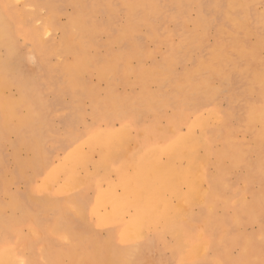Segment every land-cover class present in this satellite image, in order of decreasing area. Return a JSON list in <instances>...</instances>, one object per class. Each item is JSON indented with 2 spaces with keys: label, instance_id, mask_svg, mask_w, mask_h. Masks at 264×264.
Here are the masks:
<instances>
[{
  "label": "rangeland",
  "instance_id": "rangeland-1",
  "mask_svg": "<svg viewBox=\"0 0 264 264\" xmlns=\"http://www.w3.org/2000/svg\"><path fill=\"white\" fill-rule=\"evenodd\" d=\"M34 1L39 3L37 7L32 6L33 0H26L25 2L19 1L16 4V8L19 7L27 10H33L35 12L36 16L34 18L28 19L27 21V25L31 23L30 27L41 26L43 24V17L48 16L50 13V8L46 6L48 4L47 0ZM94 1L95 0H86V4L93 5ZM193 1L195 2L196 0ZM210 1L211 4L212 2L213 4L216 2L217 9L222 11V7H226V2L229 0H204V12L207 11L206 13L208 16L212 17V8L209 7ZM248 1L250 0H245L244 3L246 13L244 12L245 14L240 16H245V18L244 16L242 17L244 18V22H246V20L249 22L252 20L253 23H251V26L253 24V29L255 28L260 32L264 31V19L262 20L263 23L261 24V22L259 23V16L255 15L253 11L249 13L252 7L257 12L259 11L258 14H260V12L262 13V10H264V0H255L256 4L252 5V7L248 4ZM106 2L107 0H96V3H99L100 5H104ZM122 2L123 0H113L114 7L110 14L107 13V9L105 10L102 7H100L98 12L94 14L92 20L97 25L98 29L89 35L88 45H85L86 42H76L73 33L70 31L67 37L68 43L71 44L70 48L63 51L64 49L60 46L63 38L62 28L68 23V17L75 8V2L73 0H51L52 7L54 6L55 11L54 24L50 26V29L46 30L47 32L44 31L46 33L43 32L39 35L41 38L39 43H44V48L48 47V54H45V51L43 52L42 50V58L39 56L42 60H40L38 56H36V58L33 57L34 55L32 56V43L29 40L19 37L12 42V47L18 53V56L16 55L17 59H15L13 62L15 73L21 80H25L27 83L26 88H29V92L33 91L34 94L36 92L38 93V96L36 95V100L40 101L39 99H42L46 103L44 104L45 111L42 110V115L36 118L37 120L35 119L32 121V126L31 124H28L31 126V128H35L31 130L29 127L31 132L28 131V128H25L28 127V125L23 126L25 130L22 128L24 134L21 132V127L20 133L18 130L19 128L13 126L8 130L6 129L7 133H5L6 130L3 132V138H1L2 136L0 137V187H2L0 188V253H2L7 248H11L10 252L15 256V258L26 260L30 258L31 255L32 264H55L52 263L49 256L52 257L54 251L58 252V256L60 258L62 255L59 254H67L65 251H67L68 248L71 249L73 247L71 245L74 243V241L81 239L78 238V236H75L77 234L76 232H78V235L81 234L84 241L90 239L92 242L95 240L102 241V237L105 238L108 236L107 232L113 225L121 227V231L125 235H133L134 241L139 243L135 248L143 247L142 252L140 250L138 254L137 261L143 258L146 259V257H151L153 254H155L149 251L153 242L151 243L150 238L141 233L142 225L148 213H134L135 211L126 209L123 206V202L116 200V196L112 194V192L117 193L116 188L110 186L109 183L110 178L113 179L117 177V174H115V171L111 169L109 164H103L102 166H99L96 187L95 184H92V186L90 184L89 186L91 187H89L85 183H72L68 181L69 177H66V175H69L70 173L63 169L67 165V162L81 156L84 150L94 142L96 137L94 135L95 132H99V136H103L104 132L110 128L112 131L110 135H113V137H116V134L120 133V129L122 127L121 118L116 117V115L111 117L113 115L111 114L113 108H123L130 113L131 110L135 109L137 102L124 104L122 101L116 102V100H111L109 98L110 88H112L114 93L117 95H128L130 97H133L135 94L140 92L141 88H144L146 90V94L149 96V98L145 97L146 99H148L150 102L154 99H157L161 100L160 102L162 103L166 98L163 96L167 93H172L175 89V86L182 83L181 92L183 91L184 94H186L187 100V95L189 92L186 90L187 84L185 80H183L184 71L190 69L191 66L194 65L197 55L201 54L202 52L204 53L202 59L209 58V56H211L209 51L213 48L215 41L219 40L223 43L229 40V36H227V34H222L219 36L220 33L217 28L220 25H224L228 28H233L234 26L229 20L225 22L224 15L227 14L226 11L222 13H215L216 16L214 19L212 17L210 26L207 28L203 47H186L188 50H179L178 53L180 54L183 52L182 54L185 57L183 56L182 61L172 67L173 74L170 72H162L159 75L154 74L152 78H149L150 73L148 72V67L153 63L162 60L163 56L167 53L168 45H170L171 42L174 44L178 43V36H176V32H178V30L186 32V30H189L190 28L193 29V21L196 19L198 14L197 5L195 3H191L188 6V12L186 14L188 21L184 24V19L181 22H178V20L175 19L177 18L178 13H175L176 6L174 4H162L163 7L160 16L159 18H156L154 22L157 24L156 28L158 30V36H160L161 32H163L165 29L169 31V34H171V37H168L169 44L165 41L156 42L146 33V28L144 26L140 27L138 34L139 36L137 35L136 38L138 39L137 42L142 46V49H137V53L142 54V57L139 59V65L138 58L134 57L133 55L129 56L128 60H130V66L134 68L140 66L145 70L143 69V72H137L136 69H133L131 72L126 71L125 73H121L119 75L122 78L121 80L117 74L113 77L114 79L107 80V78L111 76V71L106 70L102 75H98V70L101 69L98 66H104V64H98L99 62H95L96 64L89 65V68L86 69V71L82 74L83 81L87 83L85 91L86 95H81L78 104L80 108H78L79 106L75 101H73V93H75L77 89L74 86L76 90L74 91L73 86L68 85L67 82H65L66 79L62 78L63 74L60 69L61 66L59 65L58 67L57 63L64 62L67 64V62H73L74 59L78 58L75 52H79V55L82 54L81 45L83 44L85 46L84 48H87L86 50L90 55L96 53L100 56H106L108 48H110L111 51L118 50L120 44L116 42H110V39L127 19ZM186 6L183 5L181 11H185ZM34 9H36L37 12ZM232 12L238 14V10L236 9H233ZM255 20L257 22H255ZM255 39L256 34H250L247 41L249 43H253ZM128 44L132 48H129ZM131 44L132 43L128 41L127 45H123L124 48L129 50L128 55L131 53L130 49H133L134 47V45ZM50 49H52V52ZM4 51L5 50L3 48H0V54H3ZM257 51L260 59L264 58V47H259ZM123 52L127 54L126 50H123ZM61 58L62 60H60ZM18 61L20 65H18ZM23 64L25 66H23ZM15 65L17 67H15ZM19 71L21 72L19 73ZM238 72L240 73V69L238 67H235L232 71L230 70L228 75L230 79L227 77V80H224L223 82L224 84L220 85V89L216 87L220 80L213 79V86L216 87L215 92L218 91V93H209L211 94V99L209 97L203 96L194 105L195 108L198 107L197 110L199 111V116H197V118L204 114L207 110H210L211 106L214 109H217L223 115L226 112L233 111L234 115L229 117V122L227 125L222 127L214 123V121H211L208 124L205 132L209 133L207 136H211L212 141L209 142L214 149L221 147L223 139L232 137L233 143H237V145L240 143V145H238L239 149L236 145L235 148L238 149L240 153L244 154L245 159L243 162L239 163L241 165L235 164L232 162L231 155L227 154L222 160V163L214 167L216 161L215 156L212 155L210 159L208 158L209 160L206 162L205 169L207 174H212V178L214 182H216V194L210 198V202L206 206L202 207L196 204L191 207L193 211H198L200 209L196 213L197 221L195 224H189L181 230L191 233L193 240V234L195 232H200L201 230L204 231L203 226L206 224V220L212 217L214 224L212 236L215 242H219L222 237L221 234L226 229V227L232 223L231 219L235 215V212L240 208L238 200L241 201L243 199V201H245L244 203H247L252 199L255 193H259L260 189L264 187V185L261 184V178L264 175V139L259 143L256 141L254 136L252 137L249 131L237 129L236 127L239 126V123L243 124V121H246V118L241 116L243 113L242 103L247 100L250 103L254 101L253 103L256 104V102L259 101V93H245L246 89L244 87H246L247 83L245 84L243 82L248 81H246V78L242 79V77L237 74ZM137 73H139V78ZM231 73L233 74L232 76H230ZM232 80H234V84L236 83L235 85L233 84ZM197 81L200 82L201 80ZM239 83L241 85H239ZM161 84L162 87L160 88ZM232 84L233 87L231 88ZM93 87L95 88V91L93 90ZM237 87H239V90ZM18 92L19 88L16 85H11L5 93H9L13 98H16L18 96ZM77 92L79 93L80 89ZM244 93L246 94L245 98ZM157 94L158 97L156 96ZM238 101L239 103H236ZM156 104L158 109L159 103L156 102ZM93 109H95V111L98 109L99 113L96 111L98 114L93 115ZM185 110H187V107L182 105L180 106V109L176 115L171 116L174 110L170 106H164L160 104V109L158 110L141 112L142 121L139 123V129L129 127L128 132H130V136L128 137H130V140L133 139L131 142L136 141L137 143L139 137L141 136L140 133H142L141 140L144 139V129L140 128H148L150 126L152 127L155 124H157V127L161 128L167 122L171 125L177 124L176 122H178L177 134L173 135L169 133L167 138L172 136L171 138L174 140L173 147L179 145L186 139V137H189L190 134L188 133V130L190 126L195 127L197 134H199L200 130L194 115L190 114L189 116H185ZM19 111L22 115L25 114V107H21ZM174 117H176L175 120ZM182 117H185V123H183ZM66 118V121L73 122L71 128L75 131V139H69L68 137H65L58 140L61 137L60 134L64 133V131L67 129V127L64 126ZM106 118L109 119L107 120ZM38 121L40 125L44 122L43 128L42 125L40 126L38 124ZM123 122L127 125L132 123L129 119H125ZM35 123L38 124V126H35ZM64 127L65 129H63ZM259 127V124L254 125L256 130H259ZM37 130L38 134L41 133L42 135L38 136ZM149 135L156 137L155 134L152 135L149 133ZM55 136H58L59 138H56ZM34 137L36 138L35 140ZM131 142L129 147H131ZM257 144H259V148ZM45 151L47 154H45ZM130 152L127 154L125 152L124 154L126 155H123L122 158L120 157L112 164L127 169L126 172L129 173L131 166L138 160V158L136 156L134 158V155H131ZM201 153L203 152L201 151L200 154ZM44 154L46 156H48V154L50 155V164H46L44 168H42V170L37 173L36 167L38 163L43 164V160L45 158ZM128 157H133V159L131 160L130 158L128 162ZM28 158L31 159L29 160ZM93 158L95 161L99 160V156L96 154ZM18 159L21 160L19 161ZM17 162H22V164H20L21 166L17 164ZM29 162L30 164L31 162H34V165L31 166ZM257 165L259 168L256 167ZM255 168H258V170ZM259 170L261 171L262 177L259 176ZM35 172L37 174H35ZM14 176L16 178H14ZM29 181H31L30 184ZM203 185V188L209 189L208 184L204 182ZM31 194H33L32 198ZM43 195L49 197V200ZM25 204H27V206H25ZM76 205H78L83 211H77V213L74 209ZM261 212L262 214H259L260 220L264 223V202L262 203ZM81 216H85V219ZM115 216L118 218H114ZM131 216H140L144 218L138 221L133 220L129 222L131 219L129 217ZM183 218H185V216ZM85 222L88 224H85ZM237 224L234 225L235 229H232V234L238 235L239 233L243 232L245 235H247V237H249L250 235H260L261 233V238L258 239V241H264V224L262 225L256 220L252 221L248 212H244L241 215V219ZM88 226H92L93 229H89L90 227ZM56 228H59V230ZM85 229L86 233L84 232ZM96 229L98 234L94 233ZM92 232L93 236L97 234V237H93L91 234ZM70 235L76 238L71 237ZM125 238H128V241L124 240ZM130 239L131 237L129 236L122 238L119 236L114 237L111 244V249L114 250L127 247L129 243L134 242ZM165 239L167 240V238ZM247 241L248 238L240 239L235 243L232 242L228 247L229 256H238L240 254L241 247ZM116 245L120 246L117 247ZM135 251L136 250L130 249L129 255H132ZM212 254L213 252L210 251V256ZM165 255L168 257L166 264H179L177 259L175 261L169 253L165 252ZM117 256H127V251L118 252ZM63 258L64 259L61 258L62 261H67L66 257ZM220 258L221 257L213 258L211 259L212 262H209L208 264H222L223 261Z\"/></svg>",
  "mask_w": 264,
  "mask_h": 264
},
{
  "label": "bare ground",
  "instance_id": "bare-ground-1",
  "mask_svg": "<svg viewBox=\"0 0 264 264\" xmlns=\"http://www.w3.org/2000/svg\"><path fill=\"white\" fill-rule=\"evenodd\" d=\"M19 1L25 2L26 0H0V48H3L5 50L3 54H0L1 138H3V132H5L6 129L8 130L12 128L13 126H16V128L18 127L19 132L20 127L22 129L23 126H27L28 124H31L32 126V121L42 115V110H44V104L46 103L42 99H39L40 101L36 100L38 93L36 92L34 94L33 91L29 92V88H26L27 83L25 82V80H21L15 73L13 62L15 59H17L16 55L18 56V53L12 47V42L19 37L29 40L32 43V56L34 55V58H36V56H40L42 58V50L43 52L45 51L46 54L48 52V47L44 48V43H39V41H41L39 35L42 34L44 31L50 29V26L54 24V6L52 7L51 0H47L48 4L46 6L50 8V13L48 14V16L43 17V24L41 26L32 25L33 27H30L31 23L27 25V21L28 19L34 18L36 16L35 12L33 10H27L19 7L16 8V4ZM73 1L75 2L74 11L68 17V23L62 28L63 38L62 42L60 43V46L64 49L63 51L69 49L71 46V44L67 41V37L70 31L71 33H73L76 42H86L85 45H88L89 35L98 29L97 25L92 20L94 14L98 12L100 7L104 8L105 10L107 9V13L110 14L114 7L113 0H107L104 5L96 3V0L94 1L93 5L86 4V0ZM203 1L204 0H196L195 2L193 0H123L122 5L124 8V12L127 15V19L125 23L116 31V33L112 35V38L110 39V42H116L120 44L118 50L111 51L110 48H108L106 56H100L96 53L90 55L86 50L87 48H84L85 46L83 44L81 45L82 47L80 46L82 48V54L79 55V52H75L78 58L74 59L73 62H67V64H65L64 62L57 63L58 67L59 65L61 66L60 69L63 74L62 78L66 79L65 82H67L68 85H72L74 91H76L75 88L77 89V91L80 89L79 93L77 91L73 93V101H75L78 105L81 95H86L85 91L87 83L83 81L82 74L86 71V69L89 68V65L96 64L95 62H99L98 64H104V66H98L101 68L100 70H98V75H102L106 70L111 71V76L107 78V80H112L114 79L113 77L116 74L119 76L121 73H125L126 71L131 72L133 71V69H136L137 72H141L144 69L140 66H138L137 68L130 66V60H128V57L133 55L134 57L138 58L139 65V59H141L142 57V54L137 53V49H142V46L137 42L138 39L136 38V36L139 34L140 27L144 26L146 28V33L156 42L165 41L166 43H168V37H171V34H169V31L165 29L163 32H161V35L158 36V30L156 28L157 24L154 22V20L156 18H159L160 16L163 7L162 4H174L176 6L175 13H178L177 18L175 19L178 20V22H181L184 19V24L188 21L186 14L188 12V6L191 3H195L197 5L198 14L196 19L193 21V29L190 28L189 30H186V32L178 30V32H176V36H178V43L174 44L171 42V44L168 45V51L163 56L162 60L153 63L148 67V72L150 73V76L148 75L149 78H152L154 74L159 75L162 72H170L173 74L172 67L181 62L184 56L182 54L183 52L180 54L178 53L179 50L186 49V47H203L205 43L204 39L207 28L208 26H210L212 17L214 19V17L216 16L215 13H222L226 11L227 14L224 15L225 22L229 20L234 26L233 28H228L224 25H220L217 28L220 33L219 36H221L222 34H227V36H229V40L223 43L219 40L215 41L213 48L209 51V53L211 54L209 58L202 59L204 55V53L202 52L201 54L197 55V59H195L196 63L194 62V65L191 64L193 66H191L190 69L184 71L183 80H185L187 84L186 90L189 92V94L187 95V100L186 94H184L183 91L181 92L182 83H180V85H176L172 93L165 94L163 97L166 98L163 100L162 103L160 102L161 100L154 99L150 102L148 99H146L145 97L149 98V96L146 94V90L144 88H141L140 92L135 94L133 97H130L128 95H117L116 93H114L113 89L110 88L109 98L111 100H116V102L122 101L124 104H128L130 102H137L135 109L131 110L130 113L123 108H113L111 111V114L113 115L111 117L116 115V117L121 118L122 127L120 129V133L116 134V137H113V135H110V133L112 132L110 128H108V130L104 132L103 136H99V132H95L94 135L96 137L94 139V142L84 150L81 156L76 157L67 162V165L63 169L70 173L69 175H66V177H69L68 181L72 183H85L88 186L90 184L91 186L92 184H95L96 187V181L98 178L97 172L99 166H102L103 164H109L111 169L115 171V174H117V177L113 179L110 178L109 183L110 186L116 188L117 193L112 192V194L116 196V200L123 202V206L128 210L135 211L134 213H148L142 225L141 233L150 238L151 243L153 242L149 251L155 254H153L151 257H146V259L143 258L137 261L138 254L140 250L142 252L143 247L135 248L136 245H138L139 243H136L134 241L133 235H125L121 231V227L112 225L107 232L108 236H106L105 238L102 237V241L95 240L92 242L91 239V241H84L81 234L78 235V232H76L77 234L75 236H78V238H81L82 240L79 239L74 241V243L71 245L73 247L71 249L68 248L67 251H65L67 254H59L62 255V259H64L63 257H66L67 261H62V259L58 256V252L54 251L52 257L49 256L52 263L166 264L168 261V257L165 255V252H167L172 256L175 261L177 259V262L179 264H208L209 262H212L211 259L217 257H221L220 259L223 261L222 264H264V241H258V239L261 238V233L260 235L253 234L249 237H247V235H245L243 232L239 233L238 235L232 234V229H235L234 225L240 221L241 215L244 212L249 213L250 219L252 221L256 220L258 223L262 225L264 224L260 220L259 215L262 214L261 210L262 203L264 202V187L260 189L259 193H255L249 202L244 203L245 201H243V199L241 201L238 200L240 208L235 212V215L231 219L232 223L228 225L221 234L222 237L219 242H215L212 236V230L214 228L212 217L206 220V224L203 226L204 231L201 230L200 232H195L193 234L194 240L192 239L191 233L181 230L189 224H195L197 221L196 213L200 209L198 211H193L191 207L196 204L202 207L206 206L210 202V198L216 194V182H214L212 174H207L205 169L207 160H209L210 157L214 155L216 158L214 167H216L222 163V160L227 154L231 155L232 162L235 164H239L245 159L244 154L238 151V145H240V143H238V145L237 143H233L232 137L223 139L221 147L218 149H214L209 142L212 141L211 136H207L209 133L205 132L208 124L211 121H214V123L222 127L224 125H227V123L229 122V117L234 115L233 111L226 112L223 115L217 109H214L211 106L210 110H207L204 114L200 115V117L197 118V116H199V111L197 110L198 107H194V105L203 96L209 97L211 99V94L209 93L217 94L218 91L215 92L216 87L220 89V85L224 84V80H227V77L228 79H230V77L228 76L230 70L232 71L235 67H238L240 69V73L238 72L237 74H239L242 79L246 78V81H248L243 82L245 84L247 83L246 87H244L246 89L245 93H259V101L256 102V104L253 103L254 101H251L252 103H250L247 100L242 103L243 113L241 116L243 118H246V121H243V124L239 123V126L236 127L237 129H244V131H249L252 137L254 136L256 141L259 143L262 142V140L264 139V58L260 59L257 51L259 47H264V31H261V33L259 30H256L255 28L253 29V24L251 26V23H253L252 20H250V22L248 20L244 22L245 16L243 15L244 18H242L243 16H240L246 13L244 6L245 0H229L228 2H226V7H222V11L217 9L216 2L214 4L212 2L211 4L210 1L209 7L212 8V17L208 16V14L206 13L207 11L204 12L205 4ZM255 2V0H250L248 1V4L252 7V5L256 4ZM38 5L39 3L33 0L32 6L37 7ZM183 5H187L185 7V11H181ZM233 9L238 10V14L232 12ZM34 10L36 11V9ZM251 11H253L255 15L259 16V23L261 22L262 24V20L264 19V10H262V13L260 12V14H258L259 11L257 12L252 7L249 13ZM255 22L257 21L255 20ZM250 34H256V39L253 43H249L247 41L248 36ZM128 41H130L134 45L133 49H130V55H128L129 50L123 47L124 44L127 45ZM130 47L131 46H129V48ZM51 50L52 49H50V51ZM123 50H126L127 54H125ZM40 57L39 59L42 60ZM60 60H62V58ZM19 61L17 63H19ZM20 63L18 65H20ZM23 66L25 65L23 64ZM15 67L17 66L15 65ZM20 72L21 71H19V73ZM232 75L233 74L231 73L230 76ZM137 76L139 78V73H137ZM119 79L121 80L122 78L119 76ZM213 79H219L220 84L218 83V85L214 87ZM197 80L201 81L198 82ZM232 81L234 84V80ZM240 83L239 85L243 84ZM233 84L231 88L233 87ZM11 85H16L19 88V92L17 94L18 96L16 98H13L12 95H10L9 93H5ZM161 87L162 84L160 88ZM237 88L239 90V87ZM93 90L95 91L94 87ZM156 96L158 97V94ZM245 96L246 94L244 95V98ZM156 102L159 103L158 109H160V104L164 106H170L174 110L171 116L176 115V113L180 109V106H186L187 110H185L186 112H184V115H194L196 122L200 128L199 134L196 133L195 127L190 126L188 130V133L190 134L189 137H186V139L182 143L173 147L174 140L173 138H171L172 136L167 138V135L169 133L173 135L177 134L178 122H176L177 124L172 125L167 122L161 128L157 127V124L148 128H140L144 129V139L141 140L142 133H140L141 136L139 137L138 142H131L133 139L130 140V137H128L130 136V132H128L129 127L139 129V123L142 121L141 112L158 110ZM236 103H239V101ZM21 107H25L26 112L25 114H23L24 116L19 111ZM78 108H80V106ZM96 111L99 113L98 109H96ZM96 111L95 109H93L92 114L97 115L98 113H96ZM106 119L108 120L109 118ZM125 119H129L132 123L127 125L123 122L125 121ZM175 119L176 117H174V120ZM66 120L67 118L65 119V121ZM182 121L183 123H185V117H182ZM38 124L40 125L39 121ZM38 124L35 123V126H38ZM43 124H41L42 128ZM72 124V121H66L64 123V126L67 127V129L65 130L67 133L65 131L64 133H61L60 138L57 136L59 138L58 140L63 139L65 137H68L69 139H75V131L71 128ZM255 124H259V130H256L254 128ZM29 125L28 127H25L26 129L28 128V131H30L29 127L31 128V126ZM25 128L23 129L25 130ZM23 129L21 130V132H23ZM32 129L35 128H31V130ZM63 129H65V127ZM7 130L5 133H7ZM149 133H151L152 135L155 134L156 137H152L151 135H149ZM37 135L39 136L42 134H38L37 130ZM35 139L36 138L34 137V140ZM130 142L131 147H129ZM235 145L238 149L235 148ZM257 145L259 148V144ZM201 151L203 153L200 154ZM125 152L126 154L130 152L131 155H134V158L135 156L138 158V160L131 166V170L129 173L126 172L127 169L112 164L120 157L122 158L123 155H126L124 154ZM45 154H47L46 151ZM45 154L43 164L38 163L39 166L37 165L36 167L37 173L41 171L46 164H50V155L48 154V156H46ZM95 154L99 156L98 161H95L93 158ZM130 158L131 160L133 159V157H128V162ZM28 159L30 160L31 158ZM17 164L20 165L22 164V162H17ZM30 165L33 166L34 162H31ZM256 167H258V165ZM258 168L255 169L258 170ZM36 172L35 174H37ZM258 173L259 176H261L260 170L258 171ZM14 178L16 177L14 176ZM204 182L209 185V189L203 188ZM30 183L31 181H29V184ZM261 184L264 185V175L261 178ZM31 195L32 198L33 194ZM43 196L45 198L47 197L46 195ZM47 198L49 200V197ZM25 206H27V204H25ZM74 209L76 210V212L83 211L78 205H76ZM21 211L24 212L23 210ZM184 216L185 218H183ZM114 218L117 219L118 217L115 216ZM129 218H131L129 220L130 222L133 220H141L144 217L131 216ZM85 224L88 223L85 222ZM88 227H90L89 229H93L92 226ZM56 229L59 230V228ZM84 232L86 233V229ZM94 233H97V229ZM91 234L93 236V232ZM97 234L94 236L97 237ZM117 236H119L120 238L129 236L131 237L130 240L134 242L129 243L127 247H122L120 249L113 250L111 249V244L114 237ZM165 238H167V240ZM247 238L248 241L245 242V244L241 247L240 254L236 257H230L228 252V247L230 246V244L232 242L235 243L240 239ZM124 240L128 241V238H125ZM84 243L86 244V246ZM130 249L136 251L132 255H129ZM10 251L11 248H7L2 253H0V264H32L31 255L30 258L22 260L20 258H15V256ZM125 251H127V256H117L118 252ZM210 251L213 252L211 256Z\"/></svg>",
  "mask_w": 264,
  "mask_h": 264
}]
</instances>
